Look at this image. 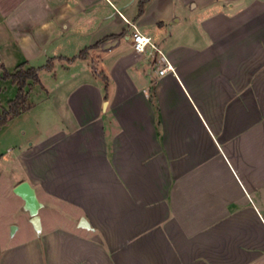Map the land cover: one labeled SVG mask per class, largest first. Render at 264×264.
Here are the masks:
<instances>
[{
	"label": "crops",
	"instance_id": "crops-1",
	"mask_svg": "<svg viewBox=\"0 0 264 264\" xmlns=\"http://www.w3.org/2000/svg\"><path fill=\"white\" fill-rule=\"evenodd\" d=\"M144 1L0 0V264H264V0Z\"/></svg>",
	"mask_w": 264,
	"mask_h": 264
},
{
	"label": "trees",
	"instance_id": "trees-1",
	"mask_svg": "<svg viewBox=\"0 0 264 264\" xmlns=\"http://www.w3.org/2000/svg\"><path fill=\"white\" fill-rule=\"evenodd\" d=\"M145 0L143 4L146 2ZM141 5V11L143 10ZM88 49H85L79 56H84ZM71 60V59H70ZM54 68L53 59L49 60L43 67H32L26 63L20 64L13 72L4 71L2 78L11 79L18 87L17 95L8 102L7 107L0 109V128L7 124L15 116L32 108L29 100L30 92L33 85L41 84L39 72L43 69L51 71Z\"/></svg>",
	"mask_w": 264,
	"mask_h": 264
},
{
	"label": "water",
	"instance_id": "water-1",
	"mask_svg": "<svg viewBox=\"0 0 264 264\" xmlns=\"http://www.w3.org/2000/svg\"><path fill=\"white\" fill-rule=\"evenodd\" d=\"M15 192L20 195L25 201V208L30 212V214L38 219V210L41 207V202L39 201L34 187H32L27 181L19 184Z\"/></svg>",
	"mask_w": 264,
	"mask_h": 264
},
{
	"label": "built area",
	"instance_id": "built-area-1",
	"mask_svg": "<svg viewBox=\"0 0 264 264\" xmlns=\"http://www.w3.org/2000/svg\"><path fill=\"white\" fill-rule=\"evenodd\" d=\"M135 32L132 36L133 38V46L134 49L139 52H144L148 47H152L154 49H157L155 44L152 42V39L150 36L144 35L142 32H140L136 26H134ZM171 65H167L162 71L167 70Z\"/></svg>",
	"mask_w": 264,
	"mask_h": 264
}]
</instances>
